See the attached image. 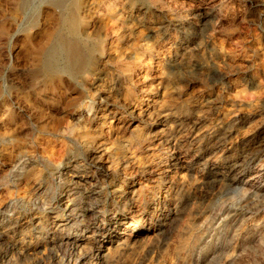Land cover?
Instances as JSON below:
<instances>
[{
    "label": "rangeland",
    "instance_id": "374dc122",
    "mask_svg": "<svg viewBox=\"0 0 264 264\" xmlns=\"http://www.w3.org/2000/svg\"><path fill=\"white\" fill-rule=\"evenodd\" d=\"M75 1L71 74L0 0V264H264V0Z\"/></svg>",
    "mask_w": 264,
    "mask_h": 264
},
{
    "label": "bare ground",
    "instance_id": "6f19581e",
    "mask_svg": "<svg viewBox=\"0 0 264 264\" xmlns=\"http://www.w3.org/2000/svg\"><path fill=\"white\" fill-rule=\"evenodd\" d=\"M52 1L63 13V16H62L63 17V24H62V26H64L65 32L67 34L65 36L62 34L58 35L55 38V40L51 43V45L49 46L48 52L46 53V55H44V59L41 63V67L43 69V72H45V73H55L60 69H64L68 73L76 74V73L82 71L83 67H84L83 61H82L83 60V54L79 49V44L77 43V41L72 39V38H76L77 37L76 35L78 34L76 32V30H77V26L79 24V19H78L77 14L75 13V10L73 9V6L77 7V3L74 0V3H72L74 5L68 6L67 4H69V2H70L69 0H52ZM117 2H116V0H106V2L104 3V9L109 13L115 11L116 5H118ZM122 3L123 2H121V4ZM126 6H129V5H126ZM124 12H125V10H124ZM81 13H82V11H81ZM124 15H126V14H124ZM122 17L124 18V16H122ZM60 60H62L63 64L58 63Z\"/></svg>",
    "mask_w": 264,
    "mask_h": 264
}]
</instances>
